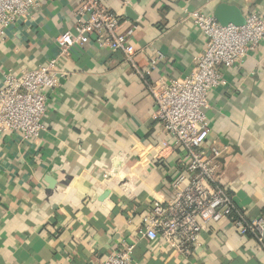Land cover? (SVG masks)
<instances>
[{
  "label": "crops",
  "instance_id": "0c3cea01",
  "mask_svg": "<svg viewBox=\"0 0 264 264\" xmlns=\"http://www.w3.org/2000/svg\"><path fill=\"white\" fill-rule=\"evenodd\" d=\"M223 4L244 19L264 14V0H106L122 30L135 27L138 68L158 58L157 70L142 78L96 35L60 58L41 134L27 141L0 136V264H89L125 239L136 242L133 264H264V249L228 219L206 225L187 251L138 235L141 215L156 200L173 198L188 162L152 119L149 84L185 78L204 51L206 36L185 20V10L216 17ZM80 21L77 0H39L0 38V85L6 73L59 56L57 36ZM221 70L223 84L208 93L205 157L219 149L213 162L220 183L249 219L264 218V41Z\"/></svg>",
  "mask_w": 264,
  "mask_h": 264
},
{
  "label": "built area",
  "instance_id": "2783aa9c",
  "mask_svg": "<svg viewBox=\"0 0 264 264\" xmlns=\"http://www.w3.org/2000/svg\"><path fill=\"white\" fill-rule=\"evenodd\" d=\"M49 1V0H47ZM81 21L74 30L56 38L59 56L46 66L19 74L6 73L0 85V136L19 135L23 140L37 138L44 130V115L49 93L59 85L57 64L76 44H86L96 35L97 44L121 51L136 72L146 78L157 70L158 58H152L145 69H139L132 43L134 28L122 30L120 16L108 9L106 0H77ZM129 4L131 0H120ZM39 0H0V38L11 24L24 19ZM185 20H191L206 36L204 51L195 67L185 78L158 77L149 84L155 102L152 119L162 123L188 158L186 172L174 180V196L169 201L156 200L141 215L138 235L150 241L162 239L171 247L187 251L199 244L202 229L209 224L231 220L241 236L252 235L264 249V218L249 219L239 209L232 195L220 183L213 162L220 155L212 146L213 157H205L204 147L210 128L206 109L208 93L223 84L226 69L242 62L251 50L264 41V14L249 13L244 23L223 24L201 10H185ZM188 181L183 185L184 181ZM136 242L122 240L104 260L89 264H133Z\"/></svg>",
  "mask_w": 264,
  "mask_h": 264
},
{
  "label": "water",
  "instance_id": "95a60500",
  "mask_svg": "<svg viewBox=\"0 0 264 264\" xmlns=\"http://www.w3.org/2000/svg\"><path fill=\"white\" fill-rule=\"evenodd\" d=\"M130 13V8L127 9ZM216 17L219 22L223 24L233 23L236 25H241L244 23V17L241 15L240 11L233 6L220 5L216 11Z\"/></svg>",
  "mask_w": 264,
  "mask_h": 264
},
{
  "label": "trees",
  "instance_id": "16d2710c",
  "mask_svg": "<svg viewBox=\"0 0 264 264\" xmlns=\"http://www.w3.org/2000/svg\"><path fill=\"white\" fill-rule=\"evenodd\" d=\"M249 236H251V237H252V235H250V234H249Z\"/></svg>",
  "mask_w": 264,
  "mask_h": 264
}]
</instances>
